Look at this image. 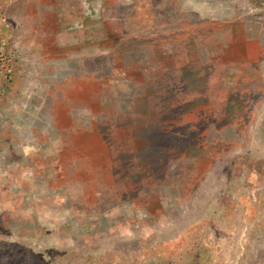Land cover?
I'll return each mask as SVG.
<instances>
[{"label": "rangeland", "instance_id": "1", "mask_svg": "<svg viewBox=\"0 0 264 264\" xmlns=\"http://www.w3.org/2000/svg\"><path fill=\"white\" fill-rule=\"evenodd\" d=\"M216 1L0 0V264H264V0Z\"/></svg>", "mask_w": 264, "mask_h": 264}, {"label": "crops", "instance_id": "2", "mask_svg": "<svg viewBox=\"0 0 264 264\" xmlns=\"http://www.w3.org/2000/svg\"><path fill=\"white\" fill-rule=\"evenodd\" d=\"M14 1V0H12ZM231 4V3H230ZM247 4V6L249 5L248 3H245V5ZM244 4H242V2L240 1V3L233 5V3L230 5V7H237V6H245ZM12 7L14 8V3L12 4ZM226 7V4H224L223 0H217L214 4V13L219 17L224 16V13H222V9H224ZM8 8H9V4H8ZM234 14V13H232ZM231 14V15H232ZM12 21L14 22V12L12 14ZM216 16V17H217ZM262 18L264 17V13H260V15ZM9 27V26H8ZM15 29H14V25H12V27L10 26V28H8V32L10 33H14ZM23 31H32L28 25V27H26ZM14 104H12V108L10 109V111L14 112L15 108L13 106Z\"/></svg>", "mask_w": 264, "mask_h": 264}]
</instances>
